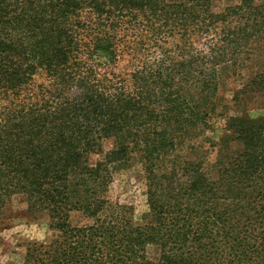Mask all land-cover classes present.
I'll return each instance as SVG.
<instances>
[{
  "label": "trees",
  "instance_id": "1",
  "mask_svg": "<svg viewBox=\"0 0 264 264\" xmlns=\"http://www.w3.org/2000/svg\"><path fill=\"white\" fill-rule=\"evenodd\" d=\"M217 2L0 0V235L50 230L23 264H264V0ZM133 164L138 218L107 196Z\"/></svg>",
  "mask_w": 264,
  "mask_h": 264
},
{
  "label": "rangeland",
  "instance_id": "2",
  "mask_svg": "<svg viewBox=\"0 0 264 264\" xmlns=\"http://www.w3.org/2000/svg\"><path fill=\"white\" fill-rule=\"evenodd\" d=\"M215 10L219 11L232 4H237L238 0H217ZM256 3H261L263 0H254ZM163 39L157 41V46L164 48L170 47L169 44H175V39L170 37L168 32L164 33ZM158 50L156 48H147V51L139 55L148 61H153L158 58ZM254 58L264 64V50L259 49L255 52ZM122 59V58H121ZM116 73L124 75L128 74V56L120 62ZM231 72L226 74L224 78V86L220 87L219 95L227 102L232 98L236 90H239L242 85L246 73L243 70H238L235 74ZM222 85V83L220 84ZM261 109H256V106L251 104L248 110V115L257 117L263 115ZM223 127V122L220 121L217 129ZM217 135V134H216ZM110 145H105L104 150H108ZM101 158L100 155L92 156L91 161L95 163ZM108 199L111 202L120 205L131 206L135 215L138 218L147 210L146 205V184L143 178V172L139 165L133 164L127 169L116 172L113 175L112 182L108 190ZM14 208V207H13ZM14 211V210H13ZM73 224L83 223L79 215H72ZM50 236L48 228V220L46 217H31L25 213H15L7 222V227L2 230L0 235V264H23V257L25 254L26 246L34 242L46 241Z\"/></svg>",
  "mask_w": 264,
  "mask_h": 264
}]
</instances>
